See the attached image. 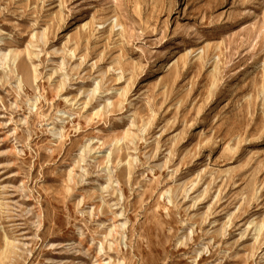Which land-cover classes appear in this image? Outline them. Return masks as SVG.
<instances>
[{"label": "rangeland", "instance_id": "rangeland-1", "mask_svg": "<svg viewBox=\"0 0 264 264\" xmlns=\"http://www.w3.org/2000/svg\"><path fill=\"white\" fill-rule=\"evenodd\" d=\"M0 264H264V0H0Z\"/></svg>", "mask_w": 264, "mask_h": 264}]
</instances>
